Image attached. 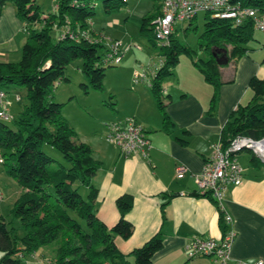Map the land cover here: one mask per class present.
I'll return each instance as SVG.
<instances>
[{
  "label": "trees",
  "instance_id": "trees-1",
  "mask_svg": "<svg viewBox=\"0 0 264 264\" xmlns=\"http://www.w3.org/2000/svg\"><path fill=\"white\" fill-rule=\"evenodd\" d=\"M34 1L0 0V18L5 6L11 4L25 34L19 62L0 61V91L9 87L23 88L28 99V105L13 119V127L0 120L1 165L22 189L11 210L12 216L19 221L20 234L14 228H7L0 217V251L3 253L0 264H26L25 257L50 246H54L52 264H130L129 257L134 259V264H151L153 257L163 248L162 234L158 231L129 254L118 249L114 238L127 239L133 232V225L126 219L133 207V199L128 195L116 199L119 219L110 228L96 217L94 204L98 190L92 179L100 162L87 144L77 140L75 131L62 115V105L51 100L55 86L60 81H67L64 74L72 61H82L81 70L89 82V86L81 85L85 93L89 89L102 91L105 66H112L105 63V45L94 43L96 35L90 28L92 8L86 6L89 0H60L56 13L47 17L40 14ZM156 1L159 4L143 20L141 28L144 32L145 24H150L154 47L158 45L152 21L160 14L161 4V0ZM229 1L264 14V0ZM105 2L106 13H111L114 8L111 1ZM116 2V7L126 4L124 0ZM204 14L202 36L208 57L201 64L194 62V65L213 88L207 111L211 116L221 86L219 65L210 55L211 50L222 49L228 61L237 60L249 52L246 45L255 40V28L251 20L237 26L229 19ZM36 26H40V30H36ZM65 27H69L76 38H52V29L63 30ZM79 32H87L88 37L78 35ZM172 35L168 46L158 47L161 63L149 80L165 131H169L172 124L165 111L162 83L178 64L181 51L172 46ZM183 52L189 54L187 49ZM248 87L252 92L251 101L239 105L221 130L219 140L225 149L238 137L264 140V78L252 77ZM45 147L54 149L59 157L48 154ZM250 162L264 164L255 154ZM79 186L86 188V200L82 199ZM195 196L207 198L217 206L218 223L224 236L228 226L222 210L209 193ZM167 204L160 206L162 222Z\"/></svg>",
  "mask_w": 264,
  "mask_h": 264
},
{
  "label": "crops",
  "instance_id": "crops-1",
  "mask_svg": "<svg viewBox=\"0 0 264 264\" xmlns=\"http://www.w3.org/2000/svg\"><path fill=\"white\" fill-rule=\"evenodd\" d=\"M22 33L15 8L11 4L5 6L0 18L1 62L12 63L6 56L11 45L15 51H21L25 41ZM252 51L254 55L249 51L219 66L221 86L211 116L207 111L213 88L193 67L186 72L175 68L172 79L162 83L165 111L172 124L169 131L163 129L162 115L151 88L146 85L138 87L136 100H127L118 110L114 109L116 115L108 123L133 119L145 131L150 144L146 158L125 157L115 146L102 143L99 138L96 148L78 138L92 149L93 156L100 162L92 179L98 190L94 204L96 217L110 228L119 219L116 199L123 195L133 199V207L126 214L133 232L127 239L114 238L123 254L142 246L160 231L163 248L151 264H219L209 257L189 259L187 256L186 245L194 238L220 240L223 237L217 206L207 198L195 196L199 192L193 175L200 173L204 162L211 157V146L219 141L231 113L251 101L250 79L264 78V46ZM250 159L247 166L238 160L244 168L243 182L226 191L221 210L230 218L227 230L235 233L232 259L252 264L264 259V164L251 163ZM179 165L188 169L182 179L175 177ZM165 202L168 204L162 222L160 206ZM51 254L52 249L44 248L30 255L31 259L25 263L45 264ZM52 261L47 260V264Z\"/></svg>",
  "mask_w": 264,
  "mask_h": 264
},
{
  "label": "rangeland",
  "instance_id": "rangeland-1",
  "mask_svg": "<svg viewBox=\"0 0 264 264\" xmlns=\"http://www.w3.org/2000/svg\"><path fill=\"white\" fill-rule=\"evenodd\" d=\"M59 1L35 0L34 4L40 14L47 17L56 13ZM105 1L89 0L86 4V6L92 8L90 28L99 38L104 40L103 44L105 46L111 42L120 43V63L117 65L112 64L111 67L105 66L102 91L89 89L85 93L81 85L89 86V82L81 70L82 61L80 59L72 61L65 70L64 76L67 81H60L55 86L51 98L53 102L62 105V115L75 131L77 140L78 138L87 140L88 144H91L94 148L99 143L97 138L102 143L110 145L105 140L106 125L111 117L116 115L114 109L117 108L118 110L121 104L127 100H136V92L141 85L149 87V80L153 76L154 67L160 66L161 53L160 49L153 45L154 36L150 31V24H145L146 31H141L143 20L150 16L155 5L159 4L158 1L126 0V4H120L116 7L114 6L117 3L116 0H110L111 6L114 7L110 11L111 13H106L105 4L107 3ZM204 23L205 14L200 12L191 21L174 24L171 43L172 46L181 50L178 54V64L175 67L177 70L186 72L187 69L193 67L198 71L194 62L201 64V61L208 57V54L204 51L205 40L202 36L205 31ZM35 29L40 30V26H36ZM22 35L24 34L22 33ZM51 36L56 40L60 36V30L52 29ZM254 38V41H250L246 45L251 55H254L252 49L264 46V33L255 30ZM14 48L11 45L7 55H5L9 57L10 62L17 63L21 58V51H15ZM183 49H187L189 54L184 53ZM210 55L214 58L212 50ZM1 58H4V56ZM175 68L172 74L164 79L163 84L172 79L171 76H173ZM4 91L7 94L6 99L12 101V105L8 110V115L11 118L1 121L13 127V119L17 118L24 107L28 105L26 90L9 87ZM16 96L20 98L18 102L15 101ZM45 151L55 158L59 157L58 152L51 147H45ZM252 154H254L252 151L242 150L237 157L241 165L247 166ZM21 192L22 189L16 181L6 173L5 167L0 164V217L4 219L7 228H14L19 234V221L12 216L11 210ZM79 193L82 199L86 200V188L79 186ZM53 248L54 246H50L47 249ZM2 255L3 253L0 251V259ZM30 257L27 256L24 260H30ZM53 258L54 253L49 257L47 256L44 263L47 264V260L52 261ZM42 260L40 259V261ZM128 260L130 264H134L132 257H129Z\"/></svg>",
  "mask_w": 264,
  "mask_h": 264
},
{
  "label": "built area",
  "instance_id": "built-area-1",
  "mask_svg": "<svg viewBox=\"0 0 264 264\" xmlns=\"http://www.w3.org/2000/svg\"><path fill=\"white\" fill-rule=\"evenodd\" d=\"M126 1V0H124ZM210 13L212 18L229 19L237 26L242 25L246 20H251L255 30L264 33V14L255 9L242 7L233 4L229 0H161L160 14L152 21L155 39L158 47L168 46L169 37L174 31V24L193 20L198 13ZM80 36L88 37L87 32H79ZM96 35V34H95ZM65 37L76 38L69 27L60 30L58 39ZM94 43H103L104 40L97 35ZM105 63L117 65L121 61L120 43L111 42L107 46ZM161 63V62H160ZM154 72L158 67L153 69ZM5 91H0V120L11 118L8 115L12 101L6 99ZM20 100L19 96L15 101ZM107 132L105 140L113 144L119 153L125 157L141 155L148 156L150 149L149 141L145 131L133 119L124 121H113L106 125ZM264 142L253 141L248 138H235L228 148H223L220 140L214 143L211 157L204 162L200 173L194 174V183L199 194L209 193L216 204L222 209V201L229 188L242 184L244 168L239 164L237 156L242 150L252 151L262 162L264 161ZM2 158L0 156V164ZM188 169L179 165L175 169V177L182 179ZM225 221L230 223V218L225 215ZM235 233L230 230L220 240L194 238L186 245V252L189 259L195 257H209L219 264H249L243 260H233L231 257L232 245ZM252 264H264V259H259Z\"/></svg>",
  "mask_w": 264,
  "mask_h": 264
},
{
  "label": "water",
  "instance_id": "water-1",
  "mask_svg": "<svg viewBox=\"0 0 264 264\" xmlns=\"http://www.w3.org/2000/svg\"><path fill=\"white\" fill-rule=\"evenodd\" d=\"M214 59H215L217 65H219V66L227 65L228 62H229V61H228V57H227V55H226V52H225V56H224L223 59H221V60H217V58H216L215 55H214ZM262 142H264V140H262ZM263 162H264V161H263Z\"/></svg>",
  "mask_w": 264,
  "mask_h": 264
},
{
  "label": "flooded vegetation",
  "instance_id": "flooded-vegetation-1",
  "mask_svg": "<svg viewBox=\"0 0 264 264\" xmlns=\"http://www.w3.org/2000/svg\"><path fill=\"white\" fill-rule=\"evenodd\" d=\"M213 54L216 56L217 60H221L225 56V51H223L222 49H216Z\"/></svg>",
  "mask_w": 264,
  "mask_h": 264
},
{
  "label": "bare ground",
  "instance_id": "bare-ground-1",
  "mask_svg": "<svg viewBox=\"0 0 264 264\" xmlns=\"http://www.w3.org/2000/svg\"><path fill=\"white\" fill-rule=\"evenodd\" d=\"M262 149H263V151H264V146H263V148H262Z\"/></svg>",
  "mask_w": 264,
  "mask_h": 264
}]
</instances>
